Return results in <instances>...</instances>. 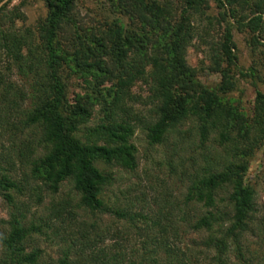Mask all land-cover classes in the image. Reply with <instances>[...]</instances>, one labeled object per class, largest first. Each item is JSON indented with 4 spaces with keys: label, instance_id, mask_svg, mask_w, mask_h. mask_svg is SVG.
Wrapping results in <instances>:
<instances>
[{
    "label": "trees",
    "instance_id": "1",
    "mask_svg": "<svg viewBox=\"0 0 264 264\" xmlns=\"http://www.w3.org/2000/svg\"><path fill=\"white\" fill-rule=\"evenodd\" d=\"M11 1L0 6V139L9 134L15 140L5 154L0 146V197L13 206L0 234V264H232L233 257L250 262L244 240L264 237V216L245 176L264 144V93L256 91L250 115L227 95L236 86L230 74L237 66L233 30L247 31L264 45V0H213L217 17L209 14V0H119L121 11H132L142 30L127 31L119 20L104 23L78 35L72 49L58 35L75 25L77 0H42L46 15L33 27L17 26L25 15ZM216 24H224L221 41L211 44L221 84L209 90L196 83L187 51L195 39H206L204 26ZM152 33L158 35L154 49L148 46ZM71 73L87 88L69 98ZM138 84L146 88L144 96L133 91ZM97 104L104 116L90 126ZM138 128L150 146L172 134L198 141L199 160L191 157V168L182 169V199L162 194L163 205L151 215L115 210L102 196L112 181L106 168H137L131 140ZM14 160L24 184L15 177ZM67 181L78 195L75 205L55 197ZM26 190L37 206L44 194L52 196L48 216L37 223L28 219V206L18 208L16 199ZM79 211L129 219L127 230L142 238L140 248L124 257L117 247L101 246L111 231ZM55 223L69 224L61 238L66 246L56 258H45L29 242ZM121 234L117 230L112 240Z\"/></svg>",
    "mask_w": 264,
    "mask_h": 264
},
{
    "label": "rangeland",
    "instance_id": "2",
    "mask_svg": "<svg viewBox=\"0 0 264 264\" xmlns=\"http://www.w3.org/2000/svg\"><path fill=\"white\" fill-rule=\"evenodd\" d=\"M6 1L8 0H0V6ZM168 1L176 3V0ZM12 6H19L20 11L25 15V21L17 23V26L20 27H33L39 19L46 15V9L42 0H12L10 7ZM120 7L119 0H113V2H109V0H77L72 14V18L76 23L74 26L69 24V26L65 27L58 35L59 41L65 49H72L74 46H78L77 36H84L85 30L89 28L95 30L102 27L104 23L110 24L116 20H119L120 24L127 31H141L143 27L137 16L132 11L127 16L123 9L121 11ZM209 8V14L217 17L219 9L213 0H209ZM204 27L208 32L206 39L201 41L202 39L197 38L193 41L187 51V62L195 70L196 83L206 89L214 90L221 84V75L214 71V56L216 53L212 50L211 44L221 41L224 24ZM144 31L147 35V30L144 29ZM157 37L158 35L154 33L148 35L149 48L154 49L153 46H155ZM233 41L235 44L234 54L237 58V66L230 68V74L236 86L227 95V99L241 111L250 115L256 91L259 90L264 93V45L254 42L252 35L247 31H239L235 28L233 30ZM222 67H225L224 63ZM240 72L244 74L252 73V76L241 77ZM91 83L94 84L93 80ZM85 88H87V84L85 85L78 75L71 73L68 82L69 98H72L75 93H85ZM133 91L143 96L147 92L146 88L139 84ZM92 114L90 126L97 123L104 116L99 104L94 106ZM189 125L188 123L182 129H187ZM9 137L10 135L7 134L0 139V146H4L2 150L4 154L11 150L15 143L14 138L9 140ZM131 142L136 148L137 168L134 171L122 168H106L112 175V181L110 185L105 187L102 193L104 203L111 208H115V210H130L133 213L143 212L151 215L163 205L162 194L171 196V200L182 199L187 186V178L181 175L182 169L185 166L191 168V157L194 156L196 160H199L196 154L199 152L197 150L198 141L196 136L189 139H181L176 134H172L163 144L150 146L147 141L146 132L138 128L135 130ZM14 161L15 177L24 184L20 171L21 165L16 160ZM171 164L175 170H171ZM245 179L248 184L254 187L256 191V203L261 212L260 216H264V144L250 159ZM55 197L58 200L61 198L70 199L73 205L78 201V195L69 181L63 183L59 193ZM51 200L52 196L44 194L42 203L37 206L34 194L26 190L20 199H16V202L21 211H25L26 209L24 208V204L28 206L30 210L27 213L28 219L35 220L36 218H46L48 216ZM12 210L13 206L0 197V234L6 227L4 222L9 219ZM33 214L37 216L33 217ZM78 215L83 218L86 217L89 223L96 221L99 227L111 231L108 235L110 240H106L101 246L108 247L112 245L113 247H117L119 252L126 254L124 257L129 256L140 248V240L142 238L139 235H135L134 230H127V227L132 226V222L129 219L120 220L117 216L110 213L97 214L92 217L87 212L79 211ZM135 220L137 221V219ZM35 221L36 223L38 222V220ZM68 225L55 223L53 228L33 235L29 242L31 248L42 250L45 258H56L59 255L60 248L66 246L65 243H61V238H64L62 236L63 230L68 229ZM137 225L141 226L140 223H137ZM57 228L58 231L55 230ZM117 230L123 234L113 241L112 235ZM244 245L248 246L250 250V253L246 256L251 258V260L247 264H264V237L247 235ZM231 262L232 264H243L242 261L237 260L235 257L231 259ZM202 264L208 263L203 262Z\"/></svg>",
    "mask_w": 264,
    "mask_h": 264
}]
</instances>
